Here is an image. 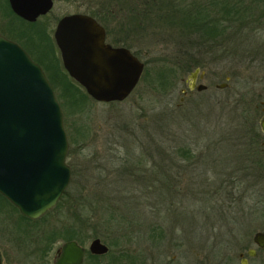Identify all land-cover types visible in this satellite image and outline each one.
Instances as JSON below:
<instances>
[{
    "label": "rangeland",
    "instance_id": "374dc122",
    "mask_svg": "<svg viewBox=\"0 0 264 264\" xmlns=\"http://www.w3.org/2000/svg\"><path fill=\"white\" fill-rule=\"evenodd\" d=\"M104 1L52 0L50 10L33 22V29L44 28L45 38L54 45V54L58 56L52 39L56 19L64 14L90 11L107 29L121 33L126 41V27L118 23H125L123 13L112 14L115 16L112 20ZM3 12L6 8L0 0V21L12 28H28L30 33L33 25H15ZM132 39L130 49L148 68V75L141 77L122 101L101 103L89 98L80 111L66 118L62 113L67 151L73 155V158L66 157V162L72 163L74 173L70 175L65 195L38 217L32 228L44 227L45 234H57L62 226L70 227L76 219L73 210L78 214L84 206L88 216L84 228L91 234L92 225L98 219L92 214V207L99 202L115 210L116 215L112 213L113 221L99 220L104 237H95L108 246L123 242L129 250L143 253L144 264H166L170 259V253H164L166 240L159 241L160 253H157L154 238H145L149 235L148 225H162L166 235H189L195 244L203 239L210 244L212 240L206 237L219 235L224 229L218 208V181L222 172L249 171L245 167L248 160L240 161L234 130L240 128L244 118L248 119V114L257 124L264 113V55L261 53L264 46L255 43L256 52H250L249 47L242 56H230L227 61L217 58L208 69H199L204 75L196 82L205 84L206 89L187 91L180 101L181 89L187 90V74L175 81L170 78L161 86L150 79L172 46L150 34L147 37L135 34ZM226 72L228 75L219 78V74ZM219 83L226 86L215 88ZM79 126L85 127L82 137L76 134L75 127ZM160 145H186L194 155L187 160L172 154L170 169L161 173L157 155ZM138 156L137 161H144L141 169L121 171L120 166H129L125 164L127 159L135 161ZM166 176L171 179L169 190L162 188L161 178ZM17 219L8 204L0 199V232L6 237L16 235L15 239L20 240L24 222ZM14 222L17 231L11 229ZM140 235L144 236L139 238ZM93 237L86 235L82 244L86 247ZM0 246L3 250H17L5 241H0Z\"/></svg>",
    "mask_w": 264,
    "mask_h": 264
},
{
    "label": "water",
    "instance_id": "95a60500",
    "mask_svg": "<svg viewBox=\"0 0 264 264\" xmlns=\"http://www.w3.org/2000/svg\"><path fill=\"white\" fill-rule=\"evenodd\" d=\"M11 11L32 22L46 13L52 0H7ZM61 65L95 102H119L136 86L143 63L124 47L104 42L103 28L85 13L62 15L53 30ZM202 70L187 74L193 83ZM227 79V77H225ZM225 83L215 84L222 89ZM205 84L194 89L202 91ZM264 131V115L258 120ZM62 111L40 66L13 41L0 36V195L31 219L55 205L66 189L70 168ZM107 247L93 238L88 251ZM54 264H78L83 249L63 243Z\"/></svg>",
    "mask_w": 264,
    "mask_h": 264
},
{
    "label": "trees",
    "instance_id": "16d2710c",
    "mask_svg": "<svg viewBox=\"0 0 264 264\" xmlns=\"http://www.w3.org/2000/svg\"><path fill=\"white\" fill-rule=\"evenodd\" d=\"M2 2L6 8V12H3L2 15H9V19L16 22L15 25H28L27 27L33 25V23L26 22L16 16L9 9L6 0H2ZM104 2L106 3V9H109L107 14L111 16L112 20L115 17L112 14L123 13L121 17L125 19V23L119 21L118 23L126 27L128 39L124 40V45L127 47L132 46L134 42L132 35L135 36V34L143 37L150 34L152 37H158L159 41L172 46L173 49L168 57L163 58L164 61H162L161 67H157L156 72L150 76L151 81L156 80L160 86L169 82L170 78L174 81L178 80L180 76L188 74L195 68L208 69L217 58L227 61L230 56L233 57L238 54V56H242L249 47L250 52H256L255 43L264 46V0H105ZM87 14L98 21L100 20L94 12L89 11ZM11 25L13 26V24ZM33 27L34 25L30 33L26 32L32 39V45L35 49L38 48L41 54L40 58L39 56H33V60L41 66L40 68L54 92L64 118H66L68 115L80 111L83 104L88 103L90 97L65 72L59 57L54 54V45L45 38L43 31H37ZM251 44H253L254 49ZM262 50L264 51V48ZM263 51L261 53L264 55ZM147 69L143 63L140 78L146 74L148 75ZM226 75H228L227 72L225 74L221 73L219 78ZM80 127H75L76 134L82 137L85 134V127ZM255 129L256 123L249 118L248 114V119L244 118L240 123V128L234 130L237 135L236 144L240 149L238 153L241 157L240 161L247 159L248 164L253 161L250 153V139ZM173 148H175V151H173ZM172 154H177L187 160L194 155L186 145L176 147L158 146L157 155L161 173H165L170 169ZM70 156L73 158L72 153L67 151L66 157L69 158ZM125 156L128 157L126 154ZM138 158L139 156L135 161L127 159L125 164L129 165L130 168L129 166H120L121 171L141 169L144 161H137ZM255 162L258 163V160H255ZM66 163L70 167V175H73L74 167L72 163ZM248 164L245 166L246 169H249ZM170 181L171 179L167 176L161 178L162 188L165 186L164 190L168 189ZM65 192L64 190L60 198L65 195ZM0 199L9 204L1 195ZM93 205L92 214H96L98 219L92 225V233L87 234L84 228V222L87 221L88 216H85L87 210L83 206L79 210L80 214L79 212L75 214V209L73 210L76 219L70 224V227L62 226L64 236L71 237L73 235L72 230L76 222L79 242L86 235L104 237V233L100 230L99 220H102L103 223L108 220L113 221V217L115 219L113 215H116V212L103 204H99V202ZM147 229L149 235L164 234L163 226L156 223L148 225Z\"/></svg>",
    "mask_w": 264,
    "mask_h": 264
},
{
    "label": "flooded vegetation",
    "instance_id": "af4514ba",
    "mask_svg": "<svg viewBox=\"0 0 264 264\" xmlns=\"http://www.w3.org/2000/svg\"><path fill=\"white\" fill-rule=\"evenodd\" d=\"M46 13L38 15L34 21L29 23L35 22ZM60 17L55 21L52 34ZM95 21L103 28L105 43L111 47H124L137 58L134 52L124 45L125 41L123 36L120 35L121 33L107 29L97 19ZM40 28L41 31H44L42 30L44 29L43 27L40 26ZM26 31L23 28H12L0 21V36L19 45L30 59L33 60V56H39L40 58L39 49H35L32 45V39ZM34 62L37 63L36 61ZM203 75L204 71L201 77H199V74L196 75L194 81H192L194 87L198 84L196 82L197 78L201 79ZM185 81L187 90L181 89L182 97H180V101H182L187 91L195 90L194 87L191 88L189 86L191 81L187 76ZM250 143L251 160L253 161L248 164L249 171L221 173L222 177L218 181V208L221 210L219 215L224 229L219 235L206 237V239H210L209 241L212 240L210 244L204 239L201 243L196 242L197 244H195L190 240L189 235H166L165 229L162 235L145 236L147 240L154 238L152 239L153 244L156 243L157 245H153V247L157 253H160L159 241L162 239L166 240V244L163 246L164 253H170V259L166 261V264H264V131L259 127L258 122ZM255 160H258V163ZM172 178L174 179V177ZM8 206L11 212H14L17 216V220H22L24 224L20 233L18 232L20 240L15 239L16 235L6 237L0 232L2 237L0 241L9 242L17 249L14 251L3 250L0 246V264H54L58 257L60 246L67 241H73L83 249L81 261L78 264H144L143 253L129 250L123 242L119 245L108 246L99 238L100 242L107 247V250L100 254L91 253L88 251V244L96 237L91 238L85 247L82 241L79 242L77 225L73 226V235L71 237L63 235L62 227L57 234H52V232H50V235L45 234L44 232L47 230L44 227L39 230L32 228V223L36 222L38 217L35 219L27 218L21 215L12 204L9 203ZM16 226L17 224L14 222L11 229L17 231ZM8 229L11 230L10 228ZM143 236L140 235L139 238Z\"/></svg>",
    "mask_w": 264,
    "mask_h": 264
}]
</instances>
